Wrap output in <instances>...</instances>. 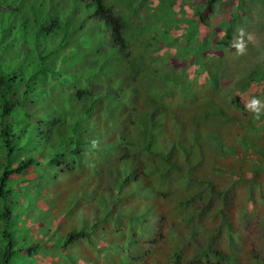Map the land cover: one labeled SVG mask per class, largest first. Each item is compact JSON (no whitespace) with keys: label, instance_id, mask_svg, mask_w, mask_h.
I'll return each instance as SVG.
<instances>
[{"label":"trees","instance_id":"16d2710c","mask_svg":"<svg viewBox=\"0 0 264 264\" xmlns=\"http://www.w3.org/2000/svg\"><path fill=\"white\" fill-rule=\"evenodd\" d=\"M170 1L0 0V264H264V60L226 69L250 0L223 33Z\"/></svg>","mask_w":264,"mask_h":264},{"label":"rangeland","instance_id":"374dc122","mask_svg":"<svg viewBox=\"0 0 264 264\" xmlns=\"http://www.w3.org/2000/svg\"><path fill=\"white\" fill-rule=\"evenodd\" d=\"M245 1L246 0L242 1L244 5ZM170 2L172 4V10H174V12L177 14L181 13L180 10L184 5L187 6L186 9L191 8L195 13L200 10L202 5L207 4V0H173ZM237 3L239 5L240 0H219V2L217 1V3H215L213 12L209 9L204 11L203 15L209 18V23L213 28L220 31L219 26H222L221 22L223 21L224 14L233 12ZM240 18L242 25L236 28L235 33L239 29L243 28L245 32L252 35L253 40L248 42L247 54L243 56L236 55L235 49L229 47L228 57L230 65L228 67L229 71L227 72V75L230 82H233L232 77L237 76V73L240 72L241 66L247 65V67H250L253 63H256V61H258V63L263 61L262 55H264V0H250L246 7V11H242V13L240 14ZM207 33L208 32L204 30V34ZM230 82L226 83V87L229 86ZM261 102L264 103V95ZM228 174L230 175V179L228 180V182L231 187L233 183H235V181L239 179L240 173H233V169H231L230 173ZM218 175L222 176L226 174ZM238 200H240V198H238ZM257 218L258 213H255L250 217L238 220V225L244 232L248 233L250 231H254ZM188 232H190L189 229H184V233ZM216 240L218 242H222L223 238L222 236H219L216 238ZM247 264H251V261H249Z\"/></svg>","mask_w":264,"mask_h":264},{"label":"clouds","instance_id":"9594fccd","mask_svg":"<svg viewBox=\"0 0 264 264\" xmlns=\"http://www.w3.org/2000/svg\"><path fill=\"white\" fill-rule=\"evenodd\" d=\"M240 25H242V22L240 23ZM200 29H202V28H200ZM214 30H216V29L214 28ZM234 33H233V37H230V36L228 37V40L226 43V44L229 43L228 50H229V47L234 48L236 55H238V56L246 55L248 42L253 40L252 35L250 33L245 32V30L243 28L239 29L235 34ZM207 34H205V36ZM231 38H232V40H231ZM230 40H231V42H230ZM228 50H227V63L228 64H227V68H226L227 70H228V67L230 65L229 57H228ZM217 53H220L222 55L223 51L221 50L219 52H215V51L208 52V54L218 55ZM221 55H218V56H221ZM262 56H263V60H264V55H262ZM237 74H239V73H237ZM244 109H245V111L252 113L254 119H256V120H260L262 117H264V103H262L258 98H252L250 102L244 103ZM97 143H98L97 141L93 140L92 146L95 147L97 145ZM91 207H92V203H89L87 205V209H89ZM129 210L131 213H137V214H140L142 211L139 206L131 207V209H129ZM201 213H202L201 218L205 217V214L203 212H201ZM196 220H198V219L196 218L194 221H196ZM216 242H218V241L216 240Z\"/></svg>","mask_w":264,"mask_h":264}]
</instances>
